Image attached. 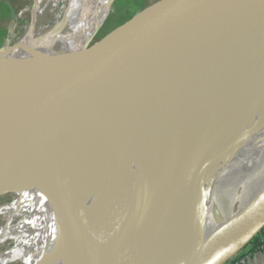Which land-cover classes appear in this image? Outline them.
<instances>
[{
    "label": "water",
    "instance_id": "1",
    "mask_svg": "<svg viewBox=\"0 0 264 264\" xmlns=\"http://www.w3.org/2000/svg\"><path fill=\"white\" fill-rule=\"evenodd\" d=\"M178 5L167 0L160 5L166 13L147 30L93 56L108 22L86 47L81 70L0 65V174L32 166L49 145L55 160L70 155L75 161L79 198L70 231L78 252L73 248L70 264H172L171 203L190 164L186 148L179 169V145L201 116L216 110L217 92L236 71L264 62V0ZM47 55L44 61L51 60ZM103 174L107 214L96 194ZM196 219L190 215L178 236L188 237L206 218ZM214 228L224 239L205 264H229L264 231V199ZM211 233L203 228L196 235L201 252ZM190 245L185 252L193 253Z\"/></svg>",
    "mask_w": 264,
    "mask_h": 264
},
{
    "label": "bare ground",
    "instance_id": "2",
    "mask_svg": "<svg viewBox=\"0 0 264 264\" xmlns=\"http://www.w3.org/2000/svg\"><path fill=\"white\" fill-rule=\"evenodd\" d=\"M115 1L39 0L23 32L1 48L0 65L46 72L81 70L85 49L105 24ZM196 1L180 0L178 8L183 10ZM54 52L64 56H54ZM45 54L51 60L44 61ZM34 61L38 62L36 66ZM217 95L220 97L216 110L201 116L188 130L174 158L179 169L185 168L180 154L188 149V174L171 203L172 264H190L196 251L192 264H205L217 256L224 239L214 228L217 210L223 207L225 214L243 208L240 201L246 193L244 187H259L253 199H264V180L259 183L258 176L251 177L264 171V62L236 71ZM246 148L259 152L247 156ZM51 152L49 145L32 166L0 174V193L10 197L8 203L0 206V264H70L73 248L78 252L70 231L79 198L76 164L70 155L55 160ZM174 166L178 169L177 163ZM103 176L98 179L96 194L101 214H107L108 177L102 179ZM206 209L208 215L204 213ZM195 213L196 220L206 218L205 225L195 224L188 237L178 236L176 229ZM259 216L256 213L254 220ZM233 227L234 224L229 231H234ZM203 228L212 233L201 252L196 235ZM178 243L182 244L181 251L177 250ZM189 245L193 253L184 251Z\"/></svg>",
    "mask_w": 264,
    "mask_h": 264
},
{
    "label": "rangeland",
    "instance_id": "3",
    "mask_svg": "<svg viewBox=\"0 0 264 264\" xmlns=\"http://www.w3.org/2000/svg\"><path fill=\"white\" fill-rule=\"evenodd\" d=\"M140 1L142 2V6L138 9L134 8ZM166 2L167 0H116L111 7V12L107 17L105 24L102 27H104L108 22H111L99 32V35L90 49V54L93 56H99L101 54L103 55L108 53L109 50L113 51L121 48L128 39L135 37L144 30H147L150 26L157 22L161 14L166 13V10H160V5H164ZM38 4L39 0H0V50L7 43V41L10 40L11 42L13 37L19 36L23 32L25 26H27L31 20L30 13ZM107 36H110V38L108 37L107 39ZM99 48H102V50H99ZM246 150H244V154L247 156H251L253 155L252 153L255 152L256 153L254 155H257L259 152L256 148ZM255 176L259 177L260 183L264 180V171L255 172L251 177L254 178ZM240 189L243 188L240 187ZM258 189L259 187L255 190H252L249 186L244 187L243 190H245L246 193H244V196L241 198L242 202L240 201L241 206L244 205L243 208L239 207L238 209L225 214H222L223 207L218 208V212L216 213L218 217L214 220L216 225L223 224L225 219L229 217L235 219L238 215L243 213V211H245V209H247V207H249L255 200L253 199L254 192L258 191ZM0 195L2 194L0 193ZM245 197L248 198L245 199ZM9 201V196L4 197L2 195L0 198V206L8 203ZM2 221L3 220L0 218V224H2ZM205 223L206 219H204L203 224L205 225ZM246 251H248V249ZM243 254L244 253H242L240 257H242ZM23 262L24 261H18L12 264H23Z\"/></svg>",
    "mask_w": 264,
    "mask_h": 264
},
{
    "label": "crops",
    "instance_id": "4",
    "mask_svg": "<svg viewBox=\"0 0 264 264\" xmlns=\"http://www.w3.org/2000/svg\"><path fill=\"white\" fill-rule=\"evenodd\" d=\"M262 238H264V235L261 237V239ZM243 253L244 254L241 258H246V264H264V244L261 248L259 247L257 249L251 245L248 248V251ZM229 264H237V262L231 261Z\"/></svg>",
    "mask_w": 264,
    "mask_h": 264
},
{
    "label": "trees",
    "instance_id": "5",
    "mask_svg": "<svg viewBox=\"0 0 264 264\" xmlns=\"http://www.w3.org/2000/svg\"><path fill=\"white\" fill-rule=\"evenodd\" d=\"M264 235V231L259 235L257 236L254 241L252 242V246L255 247V249L259 248L261 246V237Z\"/></svg>",
    "mask_w": 264,
    "mask_h": 264
},
{
    "label": "built area",
    "instance_id": "6",
    "mask_svg": "<svg viewBox=\"0 0 264 264\" xmlns=\"http://www.w3.org/2000/svg\"><path fill=\"white\" fill-rule=\"evenodd\" d=\"M263 244H264V238L261 239V246H260V248L262 247ZM240 255H238L233 261H236L237 264H246V258H241Z\"/></svg>",
    "mask_w": 264,
    "mask_h": 264
}]
</instances>
